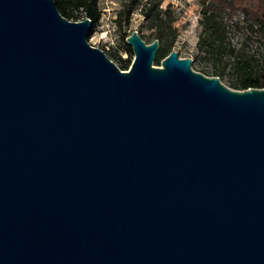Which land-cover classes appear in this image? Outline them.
I'll use <instances>...</instances> for the list:
<instances>
[{"label": "water", "instance_id": "obj_1", "mask_svg": "<svg viewBox=\"0 0 264 264\" xmlns=\"http://www.w3.org/2000/svg\"><path fill=\"white\" fill-rule=\"evenodd\" d=\"M91 26L0 0V264H264V88Z\"/></svg>", "mask_w": 264, "mask_h": 264}, {"label": "trees", "instance_id": "obj_2", "mask_svg": "<svg viewBox=\"0 0 264 264\" xmlns=\"http://www.w3.org/2000/svg\"><path fill=\"white\" fill-rule=\"evenodd\" d=\"M60 13L69 20H92V34L102 18L99 0H55ZM147 21L149 34L141 35L147 43L161 39L166 28L176 18L171 7L162 0H124L116 15L119 31L128 27L133 14ZM200 47L214 62L216 76H222L228 65L236 79L238 90L264 88V0H209L201 9ZM236 38V41L234 40ZM127 58L113 53L119 67L128 70L133 61V48L123 36ZM221 64V65H220Z\"/></svg>", "mask_w": 264, "mask_h": 264}, {"label": "rangeland", "instance_id": "obj_3", "mask_svg": "<svg viewBox=\"0 0 264 264\" xmlns=\"http://www.w3.org/2000/svg\"><path fill=\"white\" fill-rule=\"evenodd\" d=\"M209 0H162L164 7H171L176 20L170 24L160 39V48L154 60V66H161L162 61L173 51L179 53L181 58L193 59V69L207 76H216L213 59L206 55L205 49L200 47V17L201 9ZM124 0H99L102 10V18L95 26L92 34L88 35L91 45L104 50L107 55L119 65V61L113 53L118 52L127 58L123 36L126 38L133 31L140 35L149 34L147 21L136 11L128 27L119 31L116 22L118 10L122 7ZM147 41V38H145ZM236 41V38H234ZM134 58V52H133ZM221 65V64H220ZM220 77L221 81L231 87L236 77L232 73L231 65H228L225 73ZM235 89V88H234Z\"/></svg>", "mask_w": 264, "mask_h": 264}]
</instances>
